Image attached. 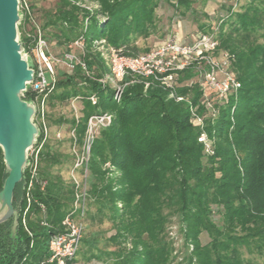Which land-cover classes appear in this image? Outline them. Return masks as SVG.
<instances>
[{
	"label": "trees",
	"instance_id": "trees-1",
	"mask_svg": "<svg viewBox=\"0 0 264 264\" xmlns=\"http://www.w3.org/2000/svg\"><path fill=\"white\" fill-rule=\"evenodd\" d=\"M76 1L58 0L54 12L45 14L42 29L54 48L63 49L82 36L85 61L95 78L80 69L61 73L48 100L80 99L79 139L92 115H113L92 147L86 222L110 223L114 233L103 248L96 235L83 236L79 256L103 264H175L179 256L168 229L177 216L188 250L178 264H250L244 249L264 257V0H247L237 12L230 6L216 24L197 26L194 34L211 32L220 24V49L231 55V70L242 84L236 95L215 100L216 114L208 115L203 127L191 121L188 102L197 105L203 95L198 82H191L196 76L192 70L179 79L178 93L189 99L181 103L163 89H145L142 83L129 85L117 103L113 91L97 81L108 69L93 43L105 40L129 56L150 51L140 50L136 42L157 32V10L170 0H91L99 6L95 10ZM194 1L179 0L176 11L184 17ZM21 6L20 32L28 51L35 31L25 27L34 20ZM35 96L29 89L26 99L34 101ZM91 96L97 97L96 104ZM200 113L206 114L204 107ZM66 122L76 126L74 118ZM202 133L213 144L211 154L198 141ZM43 137L41 129L37 146ZM38 160L39 179L48 184L42 191L34 180L29 190L31 174L26 169L14 191L16 231L13 219L0 225V264H54L49 263V240L63 231L73 190L52 174L50 169L63 161L49 144H43ZM7 177L0 148V192ZM204 233L210 239L205 244Z\"/></svg>",
	"mask_w": 264,
	"mask_h": 264
},
{
	"label": "built area",
	"instance_id": "built-area-1",
	"mask_svg": "<svg viewBox=\"0 0 264 264\" xmlns=\"http://www.w3.org/2000/svg\"><path fill=\"white\" fill-rule=\"evenodd\" d=\"M177 1L173 0L174 3ZM219 25L215 26L211 32H197L193 36H186L188 41L184 37L179 39L175 35L170 36L154 49L136 56L126 55L122 49L108 45L105 40L95 41L93 49L100 54L108 69V72L97 81L104 88L113 91V98L117 103L121 102L125 89L136 83H142L145 89L152 86L159 87L167 92L170 99L181 103L188 102L189 99L178 93L179 79L183 72L192 70L196 76L191 82H198L203 95L197 105L188 102L191 121L195 126L203 127L205 118L216 114L215 100L222 102L236 95L242 87L241 82L231 70V55L220 49ZM31 37L33 41L28 54L33 60L35 72L29 89L36 94L34 102L38 105V118L43 121L47 97L55 90L61 73L73 74L76 69H80L86 77L91 79L95 77L85 61L86 44L82 36L67 44L58 54L55 53L53 44L45 38L39 27L35 29ZM90 101L96 104L97 97L91 96ZM77 102H80L79 98L70 101L76 126L70 127L68 133L70 155L73 161L69 172L73 201L63 220V231L53 234L49 240L51 253L49 263L54 264H84L79 259V251L89 208L91 151L101 130L110 126L113 121L111 113L92 115L86 123L84 135L79 139L77 126L82 116V107H78ZM201 107H204L206 114L200 113ZM40 127L44 137L43 141L31 150L28 167L31 181L28 189L33 187L35 180L43 191L48 181L39 179L38 155L45 143L47 129L46 126ZM58 137H60L59 134ZM198 141L204 145L207 153H213V144L207 134L202 133ZM27 200L29 207V195ZM44 225L47 224L44 223Z\"/></svg>",
	"mask_w": 264,
	"mask_h": 264
},
{
	"label": "rangeland",
	"instance_id": "rangeland-1",
	"mask_svg": "<svg viewBox=\"0 0 264 264\" xmlns=\"http://www.w3.org/2000/svg\"><path fill=\"white\" fill-rule=\"evenodd\" d=\"M20 1L23 4L24 8L28 11V13H30V19L34 20L33 25L25 27V29L30 32L33 30L35 31L37 27L42 29L45 14L47 12H54L56 4L58 3V0ZM246 2L247 0H195L192 10L187 12L184 17L180 16L178 10L176 11V9H178L177 5L179 3V0L176 3H174L173 0H170L169 3L161 2L160 7L157 10V32L153 33L147 38L138 39L136 45L140 50H151L159 46L170 36L175 35L179 39H183V37L185 38L187 34H189V36H193L198 28V24L208 23L210 21L213 24H216L218 22V18L226 16L230 6H233L234 11L237 12L240 11V7L245 5ZM75 3L81 8L87 10H95L99 8V6L96 3L91 2V0H78ZM31 6L33 7L31 8ZM21 10H23L22 6ZM185 39L188 41L187 38ZM61 50L62 48L57 47L54 51L58 54L61 52ZM29 62L30 64L33 62L31 58ZM48 98L49 97H47V101L44 106L45 116L43 121L39 120L38 118L37 104V113L34 121L39 127L46 126L47 133L45 137V143L49 144L52 150L61 156V160L63 161L62 164L55 165L50 169L52 174L61 176L62 180L69 183V172L72 167L73 161L70 155L68 140L70 123L66 122V120H71L74 116V113L72 111V105L70 104V102L60 103L57 100L51 102L48 100ZM76 105L78 107H82L81 102H77ZM27 112L32 113L33 110L28 109ZM58 134L60 137H58ZM30 154H32V151L30 152ZM180 227L181 223L179 217H172L168 229V239L173 242L176 253L179 256V259L175 262V264H178V262H180L188 253V250L184 246ZM113 233L114 231L112 230V226L110 223L89 224L87 221L85 224L84 237L88 235L89 238V236L96 235L97 240H100L101 242L99 244L100 248L104 247L105 239ZM201 239L203 244L210 241L206 233L201 236ZM244 252L245 258L250 264H264V257H260L258 254L250 255L247 253L246 249H244ZM79 259L84 264H103L102 262H98L96 260L87 262L83 260L82 256H79Z\"/></svg>",
	"mask_w": 264,
	"mask_h": 264
},
{
	"label": "water",
	"instance_id": "water-1",
	"mask_svg": "<svg viewBox=\"0 0 264 264\" xmlns=\"http://www.w3.org/2000/svg\"><path fill=\"white\" fill-rule=\"evenodd\" d=\"M23 18L20 0H0V148L8 174L0 192V225L13 219V233L18 225L14 191L41 135L36 104L26 99L35 70L21 37Z\"/></svg>",
	"mask_w": 264,
	"mask_h": 264
}]
</instances>
